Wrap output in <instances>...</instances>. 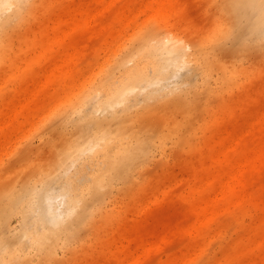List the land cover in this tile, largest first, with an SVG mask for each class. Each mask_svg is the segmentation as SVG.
I'll use <instances>...</instances> for the list:
<instances>
[{
	"label": "rangeland",
	"instance_id": "rangeland-1",
	"mask_svg": "<svg viewBox=\"0 0 264 264\" xmlns=\"http://www.w3.org/2000/svg\"><path fill=\"white\" fill-rule=\"evenodd\" d=\"M24 1L21 11L17 5L4 11L20 14L0 43V213L7 204L1 191L13 189L26 195L27 217L11 211L0 223V260L16 247L15 257L0 264H264V25L254 27L258 6ZM171 36L188 50L190 61L178 67L152 54ZM151 57L159 75L150 70ZM127 68L149 81L103 108L120 99L110 87ZM74 106L80 113L97 108L93 116L109 118L105 129L118 135L108 133L105 144L91 126L80 131ZM144 130L149 138L142 140ZM73 137L87 148L55 171L44 193L61 194L55 212L71 207L60 225L74 236L46 240L53 245L49 253L28 186L50 171L47 164ZM130 147L137 154L127 162L122 155ZM107 161L117 170L107 171ZM79 186L86 188L83 197ZM86 194L96 208L81 224Z\"/></svg>",
	"mask_w": 264,
	"mask_h": 264
},
{
	"label": "bare ground",
	"instance_id": "bare-ground-1",
	"mask_svg": "<svg viewBox=\"0 0 264 264\" xmlns=\"http://www.w3.org/2000/svg\"><path fill=\"white\" fill-rule=\"evenodd\" d=\"M241 1L243 5H247L250 7V5H256L258 6L257 14H256V21H254V27L256 24L264 25V10L262 9V4L264 0H236ZM14 5H17L20 9L24 6H26V2L24 0H0V43L3 42V39L8 35L10 32V28L13 24L14 19H16L17 15L20 14V11L16 10L13 14L6 16L4 15V11ZM18 11V12H17ZM17 13V14H16ZM22 17V16H20ZM21 19H18L20 21ZM189 46V45H188ZM187 46L184 44V42L181 40V38L176 37H167L159 42V45L156 46L152 50V54H155L157 52H160L162 56L165 58L166 62L172 63V65H175V67H178L180 64L187 63L190 61L187 55ZM151 63H150V70L155 74L159 75V70L157 67V64L154 62V58L151 57ZM145 81V82H143ZM149 81L148 75L144 72L140 73H134L131 68H127L124 70V79L119 80L117 85H112L110 88L111 93H116L120 99H113L111 101L113 102H106L103 108L107 107H113L114 103L119 102L121 99H123L128 93H130L139 82L141 84H145ZM109 87V86H107ZM116 95V96H117ZM86 100V97L83 99V101ZM102 108V109H103ZM127 107H125L126 109ZM73 112L78 113L77 120L75 123L79 127L80 131L84 129V126L86 125V128L88 126H91L94 129V134L97 135L100 138L105 139L106 143L108 144V133H114L118 135L115 132H107L108 129H105L107 126V121H110L109 118L106 117H94L95 112L97 111V108H94V111H82L80 113L79 106H74L72 109ZM102 113V112H101ZM94 115V116H93ZM117 119L120 121L122 120V116H116ZM145 132H148L144 130L142 135V140L149 138V135H145ZM116 138V136H113ZM70 140L73 142L71 144H67L62 151H60L55 158H52V161L50 165L47 164L50 171H45V174L40 176V178L37 180V185H32L31 187L28 186V192L31 195V199L28 200L31 206H33V210L36 211V215L34 219L39 223L41 226V230L39 232V237L43 239L42 248L46 250L49 253L53 252V245L47 244L46 240H52L55 237L60 238H69L73 237L74 234L67 226L60 225V221L64 218H67L72 213L71 207L68 209H65L63 212H55V202H60L62 200L61 194H51L44 193L45 190L48 189V185H50L52 182L55 181L57 178L58 172H55L58 169H61L62 171L66 168V164L68 163L67 160L73 161L77 157L79 158L80 153H82L86 148L87 144L85 140L82 138L79 139L78 137L70 138ZM110 146V145H108ZM93 147V146H91ZM137 154V151L135 148L130 147L123 155L122 160L133 161ZM118 164L113 163L112 161H107L105 163V168L107 171L111 170H117ZM95 183H91L90 185H93ZM88 185V186H90ZM97 186V185H96ZM83 186H79L76 188L77 193L83 197L85 193H87L86 188H83ZM27 192V193H28ZM1 195L7 197V204L6 206L1 209L3 212L0 213V223H3L7 216L10 214L11 211H18L17 213L20 214V216L23 219H26L25 217V194H21L18 191L15 190H9L6 189L4 191H1ZM60 198V199H59ZM59 199V201H57ZM84 200H86L87 204V213L86 215L81 219V224H86V222L90 219L91 213L95 210L96 205L94 204L93 200L86 194V198L84 197ZM43 204V206L41 205ZM0 252H1V246H0ZM0 260V262H6L8 260H11L16 255V247L15 245H12L9 250L4 254Z\"/></svg>",
	"mask_w": 264,
	"mask_h": 264
}]
</instances>
